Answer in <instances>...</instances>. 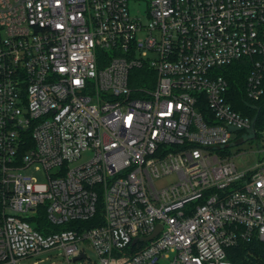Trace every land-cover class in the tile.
I'll use <instances>...</instances> for the list:
<instances>
[{"label":"built area","instance_id":"obj_1","mask_svg":"<svg viewBox=\"0 0 264 264\" xmlns=\"http://www.w3.org/2000/svg\"><path fill=\"white\" fill-rule=\"evenodd\" d=\"M132 1L0 0V264L88 247L100 264H234L229 248L264 242V126L219 71L251 57L263 96L264 0ZM246 140L258 157L239 167Z\"/></svg>","mask_w":264,"mask_h":264},{"label":"trees","instance_id":"obj_2","mask_svg":"<svg viewBox=\"0 0 264 264\" xmlns=\"http://www.w3.org/2000/svg\"><path fill=\"white\" fill-rule=\"evenodd\" d=\"M252 58L242 57L230 64L222 66L219 71L228 81L227 100L232 106L244 114H248L256 118V127L264 126V94L259 100H252L247 94V79L252 69ZM134 73L138 78L132 81V85L136 87L146 86L149 72L146 68L135 69ZM264 83V82H263ZM46 220L41 219L38 228L47 230ZM75 222H71L66 226H53L51 229L59 230L71 227ZM95 223V219L86 221L85 225L91 226ZM229 257L234 264H264V242L258 239L241 242L236 246H232L228 250Z\"/></svg>","mask_w":264,"mask_h":264},{"label":"rangeland","instance_id":"obj_3","mask_svg":"<svg viewBox=\"0 0 264 264\" xmlns=\"http://www.w3.org/2000/svg\"><path fill=\"white\" fill-rule=\"evenodd\" d=\"M130 5H131L132 12L137 13V12H145L148 4L146 0H134L130 3ZM143 21L145 23H148L149 21L148 17L143 16ZM144 34H145L144 32L141 33V35H144ZM136 78H138V76H135V73H134L133 80H135ZM254 145H255V141L253 140H246L243 143L238 145V147L241 148L242 151H246V153H244L243 155L237 158V159L240 158L238 162L239 167H249L256 162L258 153L251 151L255 148ZM232 150L236 151L237 149L235 148ZM88 157H89V153L87 152L83 154V157L79 161H77L75 164H79L80 162H83ZM27 172L37 177L39 181L44 180V175L42 171H36L34 166L27 169ZM172 178L173 176L171 178L169 177L167 181H170ZM62 254H63L62 249H58V248L51 249V250L44 251L38 255L26 258L22 260L20 264H65L64 256ZM87 255H88V258L76 260V261H73V263L74 264H100L95 251L91 247L87 248Z\"/></svg>","mask_w":264,"mask_h":264},{"label":"water","instance_id":"obj_4","mask_svg":"<svg viewBox=\"0 0 264 264\" xmlns=\"http://www.w3.org/2000/svg\"><path fill=\"white\" fill-rule=\"evenodd\" d=\"M255 121H256V118H255ZM154 235V234H153ZM153 235H151V237H149V238H152L153 237Z\"/></svg>","mask_w":264,"mask_h":264}]
</instances>
